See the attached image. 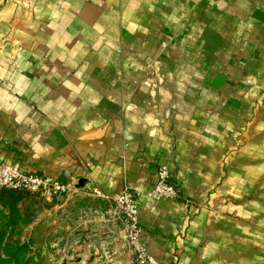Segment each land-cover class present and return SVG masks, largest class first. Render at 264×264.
<instances>
[{
    "label": "crops",
    "instance_id": "1",
    "mask_svg": "<svg viewBox=\"0 0 264 264\" xmlns=\"http://www.w3.org/2000/svg\"><path fill=\"white\" fill-rule=\"evenodd\" d=\"M0 145L75 184L54 202L110 204L167 166L183 199L141 197L148 252L264 264V0L1 1Z\"/></svg>",
    "mask_w": 264,
    "mask_h": 264
},
{
    "label": "rangeland",
    "instance_id": "2",
    "mask_svg": "<svg viewBox=\"0 0 264 264\" xmlns=\"http://www.w3.org/2000/svg\"><path fill=\"white\" fill-rule=\"evenodd\" d=\"M54 201L0 191V264H134L113 202Z\"/></svg>",
    "mask_w": 264,
    "mask_h": 264
},
{
    "label": "built area",
    "instance_id": "3",
    "mask_svg": "<svg viewBox=\"0 0 264 264\" xmlns=\"http://www.w3.org/2000/svg\"><path fill=\"white\" fill-rule=\"evenodd\" d=\"M1 148L2 145H0V191L23 190L51 201L61 199L76 190L74 183L30 173L8 161H3ZM156 175L157 182L150 190L140 191L125 185L121 193L113 199V214L123 226L124 236L135 255L134 264H162L148 252L142 241L143 228L139 217L141 197L147 195L158 201L181 198V189L172 182V175L166 166L159 167ZM94 191L97 195H101L98 189Z\"/></svg>",
    "mask_w": 264,
    "mask_h": 264
}]
</instances>
